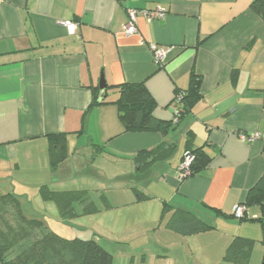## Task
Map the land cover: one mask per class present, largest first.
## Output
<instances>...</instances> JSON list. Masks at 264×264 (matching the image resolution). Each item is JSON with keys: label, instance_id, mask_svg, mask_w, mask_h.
Instances as JSON below:
<instances>
[{"label": "crops", "instance_id": "0c3cea01", "mask_svg": "<svg viewBox=\"0 0 264 264\" xmlns=\"http://www.w3.org/2000/svg\"><path fill=\"white\" fill-rule=\"evenodd\" d=\"M252 2L0 0V195L15 194L28 219L65 237L88 229L113 264H237L226 254L238 236L254 240L248 264L264 263L262 225L252 220L262 207L250 205L246 220L235 214L264 175V141L240 138L264 133V21ZM129 9L165 16L139 15L137 32L127 34ZM153 46L170 50L160 68ZM193 72L202 97L176 127L165 135L126 130L109 86L144 81L154 115L171 120L176 90L189 86ZM95 92L109 101L90 107ZM63 132L67 151L54 169L49 135ZM189 132L192 147L212 160L182 179ZM162 143V158L140 155ZM42 186L84 191L88 200L64 218ZM91 203L96 209L81 213ZM175 209L208 228L173 229Z\"/></svg>", "mask_w": 264, "mask_h": 264}, {"label": "trees", "instance_id": "16d2710c", "mask_svg": "<svg viewBox=\"0 0 264 264\" xmlns=\"http://www.w3.org/2000/svg\"><path fill=\"white\" fill-rule=\"evenodd\" d=\"M251 9L264 21V0H253ZM156 64L158 68L164 65V63ZM200 87L201 77L193 72L189 86L186 89L176 90L171 103L174 115L171 120L159 119L154 115L156 100L144 81L124 82L109 86V89L116 90L117 97L113 102L118 106L120 119L126 130L157 131L165 135L170 128L176 127L185 114L191 112L200 101L202 97ZM108 101L107 97L99 98L98 92H95L90 107ZM175 110H177L176 114H174ZM192 139L193 133L189 132L185 151V154L189 152L193 156L189 176L198 173L212 160L211 155L203 147H192ZM49 141L50 163L55 169L66 154L67 134L64 132L50 134ZM165 148V143H162L155 149L142 152L140 155L147 157L148 161H155L165 156ZM139 157L141 156H138V159ZM41 194L45 199L56 201L64 218L77 214L76 203H85L88 200V194L84 191H54L47 186H42ZM240 204L246 207L244 213L238 216L241 220L248 219L247 211L250 205L257 204L262 207V215L252 220H258L261 223L264 242V175L249 190L246 200ZM95 209L94 204H86L81 213H88ZM168 225L184 234H192L208 228V225L193 213L181 209L173 210ZM34 232H36L35 235L39 234L32 237ZM253 243V239L236 237L229 246L226 257L237 264H248ZM0 261L3 264H113L114 256L94 239L68 238L48 229L40 220L28 219L23 213L18 197L13 193H6L0 195Z\"/></svg>", "mask_w": 264, "mask_h": 264}, {"label": "built area", "instance_id": "2783aa9c", "mask_svg": "<svg viewBox=\"0 0 264 264\" xmlns=\"http://www.w3.org/2000/svg\"><path fill=\"white\" fill-rule=\"evenodd\" d=\"M139 15L146 16L149 19H156V18H163L165 16V13L160 9H157L155 11L129 9L128 10L129 20L126 26L124 27L125 33L132 34L137 32L136 21ZM64 24L68 27L70 33L75 32V27H76L75 24L71 22H65ZM152 50H153L155 62L158 64L165 63L168 52L170 51L169 47L153 46ZM176 112L177 110L174 111V114H176ZM240 138L248 142H253L256 140L264 141V133H260L258 131H253L251 133H241ZM192 157L193 156L189 152H187L182 162L178 166V174L180 178L182 179L186 178L191 174ZM245 209H246L245 205L239 204L235 209V214L237 216H241L244 213Z\"/></svg>", "mask_w": 264, "mask_h": 264}, {"label": "rangeland", "instance_id": "374dc122", "mask_svg": "<svg viewBox=\"0 0 264 264\" xmlns=\"http://www.w3.org/2000/svg\"><path fill=\"white\" fill-rule=\"evenodd\" d=\"M76 209L77 210H79L80 211V209H79V205H77L76 206ZM51 214V212L49 211L48 213H47V215H50ZM52 217V216H51ZM54 218V217H53ZM84 218V217H83ZM85 218H89V217H85ZM84 220V219H83ZM57 221H60V222H62L59 218L57 219ZM54 227H56V226H54ZM80 227V226H79ZM83 227H85V228H89L88 226H87V224H85V226H83ZM56 232H58L59 230H55ZM75 233H77V234H75V235H80V237H84V238H86V239H88L90 236L88 235V233L90 232V231H88V229H81V228H79V229H77V228H75ZM37 232V231H36ZM36 232H34L33 233V235H32V237H34V236H37V234H39V233H37L36 235H35V233ZM61 233V232H60ZM62 235H65V234H62ZM86 235V236H85ZM31 236H30V238H32ZM261 243L260 242H258L257 243V248H258V246H261L260 245ZM262 259H263V257H262ZM260 264H263L262 262H260Z\"/></svg>", "mask_w": 264, "mask_h": 264}, {"label": "water", "instance_id": "95a60500", "mask_svg": "<svg viewBox=\"0 0 264 264\" xmlns=\"http://www.w3.org/2000/svg\"><path fill=\"white\" fill-rule=\"evenodd\" d=\"M106 87V85L105 84H101V88H105ZM264 264V263H263Z\"/></svg>", "mask_w": 264, "mask_h": 264}]
</instances>
